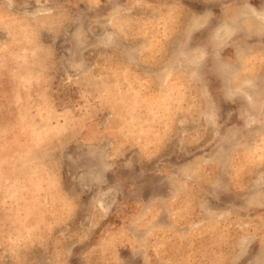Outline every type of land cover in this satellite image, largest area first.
<instances>
[{
	"label": "rangeland",
	"instance_id": "rangeland-1",
	"mask_svg": "<svg viewBox=\"0 0 264 264\" xmlns=\"http://www.w3.org/2000/svg\"><path fill=\"white\" fill-rule=\"evenodd\" d=\"M0 264H264V0H0Z\"/></svg>",
	"mask_w": 264,
	"mask_h": 264
}]
</instances>
